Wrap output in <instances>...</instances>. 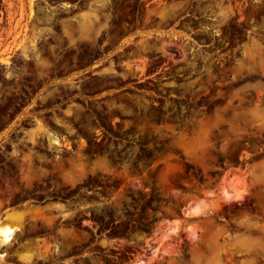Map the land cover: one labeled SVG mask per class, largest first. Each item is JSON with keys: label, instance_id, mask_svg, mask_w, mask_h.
<instances>
[{"label": "rangeland", "instance_id": "374dc122", "mask_svg": "<svg viewBox=\"0 0 264 264\" xmlns=\"http://www.w3.org/2000/svg\"><path fill=\"white\" fill-rule=\"evenodd\" d=\"M234 1L0 0V221L15 240L63 211L17 203L90 205L85 238L23 243L18 264H264V225L220 219L264 207V18L225 74L191 49L220 36L179 20L219 12L229 38Z\"/></svg>", "mask_w": 264, "mask_h": 264}, {"label": "flooded vegetation", "instance_id": "af4514ba", "mask_svg": "<svg viewBox=\"0 0 264 264\" xmlns=\"http://www.w3.org/2000/svg\"><path fill=\"white\" fill-rule=\"evenodd\" d=\"M233 7L236 10V19L233 24L237 26V29L233 32L231 37L224 36V32L220 28L224 24L221 22L219 12L211 11L200 15L185 14L179 18L182 24H192L191 33L197 35H217L220 36L218 39H214L211 42L198 44V46L192 50L197 51L196 54L201 56L212 57L207 59L210 65L217 67L219 73H228L230 68L240 63V57L244 54V50L248 45V41L252 40L254 34H258L254 30L259 28L260 21L264 18V5H251L247 0H235ZM190 17V18H188ZM220 30V32H217ZM264 46V45H263ZM201 61V60H200ZM199 62L195 63L194 71L192 72H203L206 73V69H199ZM205 71V72H204ZM180 74L179 76H182ZM51 119V116H47ZM49 150V149H48ZM64 152L68 150L74 151L71 146L65 149H61ZM261 159L255 160L259 162ZM43 194V192H41ZM91 193V191H89ZM74 196H72L73 198ZM47 197L43 198L41 202L36 199H32L30 203H17L14 206H27V210L33 211L36 209L57 211L52 212L48 216L52 219H33L29 216L26 224L22 230V234L12 240L11 245L13 250L10 252H4V255L8 258L10 264H18L21 258L17 250L23 245V243H38L42 245L41 241L45 238H85L82 235H78L84 230L82 226H87L86 220L83 219L85 216L90 215L85 209L89 207V204H81L78 202H67V203H52L44 202ZM12 206V207H14ZM248 210L251 217L255 219L251 220V223H256L258 226L264 225V207L260 204L249 203L247 205L236 204L232 207L225 208L224 217L220 218L224 221L225 236L233 238L236 235L242 233L240 222L242 219L237 211ZM254 230L257 228L253 227ZM93 230V228H91ZM95 230H97L95 228ZM101 234H97L95 238H100ZM18 238H29L23 241H19ZM37 244L34 246L38 247ZM53 251H49L47 255V263L53 264ZM39 260L42 258L39 257Z\"/></svg>", "mask_w": 264, "mask_h": 264}, {"label": "bare ground", "instance_id": "6f19581e", "mask_svg": "<svg viewBox=\"0 0 264 264\" xmlns=\"http://www.w3.org/2000/svg\"><path fill=\"white\" fill-rule=\"evenodd\" d=\"M54 143L58 144V139L54 138ZM238 199H244V197L240 196ZM229 202V200H228ZM196 207V206H195ZM194 207V208H195ZM197 208V207H196ZM18 219H22V214L16 216ZM16 220V219H14ZM14 220H9V221H14ZM19 227H14L9 223H4L3 221H0V238H2L6 242H11L14 239V235L16 234L17 231H19Z\"/></svg>", "mask_w": 264, "mask_h": 264}]
</instances>
